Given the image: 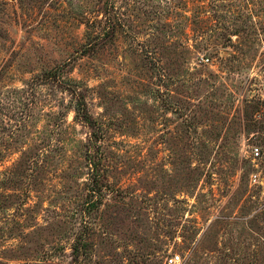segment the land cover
<instances>
[{"label":"rangeland","instance_id":"obj_1","mask_svg":"<svg viewBox=\"0 0 264 264\" xmlns=\"http://www.w3.org/2000/svg\"><path fill=\"white\" fill-rule=\"evenodd\" d=\"M174 256L264 264V0H0V264Z\"/></svg>","mask_w":264,"mask_h":264},{"label":"trees","instance_id":"obj_2","mask_svg":"<svg viewBox=\"0 0 264 264\" xmlns=\"http://www.w3.org/2000/svg\"><path fill=\"white\" fill-rule=\"evenodd\" d=\"M71 97L75 100V117L80 120L82 123H86L89 127L92 128L93 121L91 117L85 111L86 106L84 103V96L77 92L74 88L69 89Z\"/></svg>","mask_w":264,"mask_h":264},{"label":"built area","instance_id":"obj_3","mask_svg":"<svg viewBox=\"0 0 264 264\" xmlns=\"http://www.w3.org/2000/svg\"><path fill=\"white\" fill-rule=\"evenodd\" d=\"M207 61H208L207 59L202 60V62H207ZM255 155L258 156L259 155L258 152H256ZM250 181L253 184H257L258 183V176L257 175L251 176ZM179 262H180L179 257L174 256V257H170L168 259L167 264H180Z\"/></svg>","mask_w":264,"mask_h":264}]
</instances>
